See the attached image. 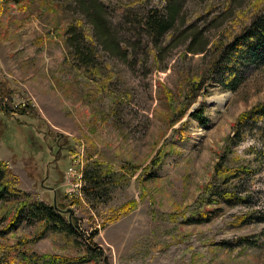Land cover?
<instances>
[{
  "label": "rangeland",
  "instance_id": "374dc122",
  "mask_svg": "<svg viewBox=\"0 0 264 264\" xmlns=\"http://www.w3.org/2000/svg\"><path fill=\"white\" fill-rule=\"evenodd\" d=\"M69 1L0 0V100L9 109L0 110V168L3 181L11 180L21 193L0 201L1 247L35 255L37 264H44L43 255L86 257L82 264H96L89 260L95 249L89 252L88 240L97 233L92 241L107 264H264V223H253L264 212L257 132L242 136L232 148L237 156L227 155L228 167H237L238 157L258 169L252 176H236L228 186L239 187L246 204L199 203L237 117L264 102V66L240 70L242 85L225 91L216 67L209 70L214 56H185L181 47H167L171 35L157 42L165 58L154 64L133 15L143 0H98L119 39L123 62L86 38L91 32L79 24V3ZM179 1L185 25L195 24L211 45L237 33L254 0ZM68 27L92 48L94 68L86 71L71 60L64 35ZM201 74L196 100L171 126L164 89L172 93L174 107H182L189 82L200 83L195 76ZM200 105L204 126L189 116ZM181 123L187 124L175 133ZM161 149L167 154L153 168ZM85 171L100 180L89 195L84 188L93 187L84 182ZM22 194L45 205L55 202L59 212L64 205L61 214L72 219L74 234L49 230L41 235L43 223L17 213ZM202 217L208 220L192 223ZM240 239L253 245L238 246Z\"/></svg>",
  "mask_w": 264,
  "mask_h": 264
},
{
  "label": "trees",
  "instance_id": "16d2710c",
  "mask_svg": "<svg viewBox=\"0 0 264 264\" xmlns=\"http://www.w3.org/2000/svg\"><path fill=\"white\" fill-rule=\"evenodd\" d=\"M71 1V0H70ZM69 1V2H70ZM73 1V0H72ZM75 1V0H74ZM73 1V2H74ZM151 0H143L142 5L138 6V13L133 15L136 17L138 26L144 30L143 43L145 49L149 50V54L154 56V64H158L159 60L163 61L165 54L162 55L161 49H156L158 41H165L167 37L172 36L166 43L167 47L178 48L181 47L184 50L185 56H195L203 54L204 56L210 52L209 55L214 56L209 70H218V81L221 89L230 92H236L238 87L243 83L242 73L244 70L249 69L248 67L257 68L264 66V0H254L250 7L249 19L246 22H242L239 25V30L235 35L227 37L224 41L222 39L215 41V44L209 45L207 38L202 37L201 31L194 28L196 25L191 24L185 25V17H180L182 12L181 2L179 0H166L163 5L154 4L150 6ZM81 11L79 12V24H86L89 28L90 35L88 38L93 45H99L103 52L108 53L111 57H115L125 62L126 57L119 49V39L116 36L115 30L111 29L110 24L105 20L103 11L104 7L98 0H77ZM69 4V3H68ZM150 6V7H149ZM65 8H67L65 6ZM140 12V16L138 15ZM207 12V11H206ZM72 14V13H70ZM194 17L198 18V11H195ZM208 14V13H206ZM230 15V14H229ZM207 16V15H206ZM217 17L213 18L211 22H215ZM199 18L197 19V22ZM73 27H68L64 31L66 37V46L72 47L70 52L71 60H75L77 63H81L86 71L88 66L95 67L92 61V48H88L83 42L84 38L81 35L73 33ZM174 31L176 36H174ZM67 32V33H66ZM201 34V35H200ZM71 45V46H69ZM212 51H209V50ZM158 52V53H157ZM165 53V52H164ZM150 56V55H149ZM201 58L200 60H202ZM164 69V67H163ZM195 78H199L200 83L194 81L189 82L190 91L186 95L183 101L182 107H174L172 93L164 89L165 99L170 105V111L168 112V120L171 126L177 124L182 118L185 117L187 110L190 105L196 100L199 86L202 83V74ZM197 84V86L195 85ZM196 87V88H195ZM2 101L0 100V110L8 111V107L1 106ZM25 111V110H24ZM23 111V112H24ZM205 109L200 105L193 113L189 116L197 121L201 126L206 125V117L204 115ZM187 123H181L178 129L174 132H178L181 127L183 128ZM264 102L257 103L249 110L242 112L233 124V132L227 138L226 145L220 154L219 160L214 165V173L212 175L213 182L207 184L204 187V194L200 198L199 203L208 205H215L223 203L224 205L238 206L246 204L247 196H244L240 192H237L239 187H233L234 190L230 189V182L235 179L236 176H252L255 175L258 169L254 168L249 164L242 163L238 157H235L234 162L237 167H228L227 155L228 153H236L237 145L240 144L242 136L248 132L256 136L257 143L262 147L259 155H256L257 168H260L264 164ZM167 154L164 150H159L155 159L152 161L153 168H157L164 155ZM236 155V154H235ZM237 156V155H236ZM1 166V163H0ZM5 167L4 165H2ZM150 169V167L148 168ZM152 169V168H151ZM3 169L0 168V201L4 196H15L21 194L20 191L14 188L11 184L3 181L4 176ZM90 173L85 171L82 173L84 182L87 186H92L91 190L84 188V193L89 195L93 192V189L99 186V178L96 176H88ZM5 175V174H4ZM217 187H221L222 191L218 192ZM23 201L20 204V208L17 213L25 214L33 220L43 223L41 235L45 234L49 230L65 232L67 235L74 234L72 232V219L70 217L67 220L61 214L64 211H58L55 205H45L44 203L38 202L35 198H31L28 194H22ZM249 198V197H248ZM134 206V202L127 204L122 208V212H126L130 207ZM209 211H206L208 213ZM194 219V218H193ZM208 218H196V221L192 223H202L207 221ZM253 223H264V212L258 213ZM97 233H92L89 237V252H93L89 260H94L96 264H107L102 249L93 244V238ZM3 237V233H0V239ZM249 242V243H248ZM238 246L252 244V241L246 239H240L237 241ZM1 247L0 244V264H37V257L32 254L17 253L13 247L9 248ZM92 249V250H91ZM15 251V252H14ZM5 257V261H2V257ZM19 257V260H17ZM44 264H82L87 261L86 257L68 259L57 256H42ZM46 260V261H45Z\"/></svg>",
  "mask_w": 264,
  "mask_h": 264
},
{
  "label": "built area",
  "instance_id": "2783aa9c",
  "mask_svg": "<svg viewBox=\"0 0 264 264\" xmlns=\"http://www.w3.org/2000/svg\"><path fill=\"white\" fill-rule=\"evenodd\" d=\"M79 157V154H76L75 155V158H78ZM77 163V161H74V164H76ZM72 166H74V165H72ZM76 166H78L79 167V165H76ZM83 166V165H82ZM82 169V167H80V170ZM71 171H72V169H70Z\"/></svg>",
  "mask_w": 264,
  "mask_h": 264
},
{
  "label": "water",
  "instance_id": "95a60500",
  "mask_svg": "<svg viewBox=\"0 0 264 264\" xmlns=\"http://www.w3.org/2000/svg\"><path fill=\"white\" fill-rule=\"evenodd\" d=\"M54 205H55V202H54ZM59 207H60V211H65V210H63L64 209V205H59Z\"/></svg>",
  "mask_w": 264,
  "mask_h": 264
}]
</instances>
